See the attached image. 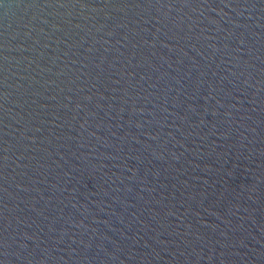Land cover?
<instances>
[{"label":"water","instance_id":"95a60500","mask_svg":"<svg viewBox=\"0 0 264 264\" xmlns=\"http://www.w3.org/2000/svg\"><path fill=\"white\" fill-rule=\"evenodd\" d=\"M0 264H264V0H0Z\"/></svg>","mask_w":264,"mask_h":264}]
</instances>
